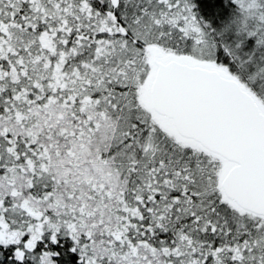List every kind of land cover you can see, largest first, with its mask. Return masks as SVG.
Listing matches in <instances>:
<instances>
[{"label":"snow or ice","instance_id":"snow-or-ice-1","mask_svg":"<svg viewBox=\"0 0 264 264\" xmlns=\"http://www.w3.org/2000/svg\"><path fill=\"white\" fill-rule=\"evenodd\" d=\"M0 264H264V0H0Z\"/></svg>","mask_w":264,"mask_h":264},{"label":"trees","instance_id":"trees-1","mask_svg":"<svg viewBox=\"0 0 264 264\" xmlns=\"http://www.w3.org/2000/svg\"><path fill=\"white\" fill-rule=\"evenodd\" d=\"M70 243V241H65V246L67 247L68 246V244Z\"/></svg>","mask_w":264,"mask_h":264}]
</instances>
